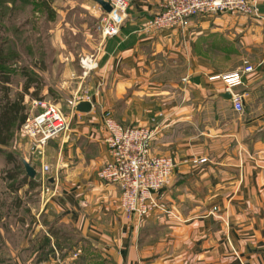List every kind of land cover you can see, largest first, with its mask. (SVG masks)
Masks as SVG:
<instances>
[{"label":"crops","instance_id":"0c3cea01","mask_svg":"<svg viewBox=\"0 0 264 264\" xmlns=\"http://www.w3.org/2000/svg\"><path fill=\"white\" fill-rule=\"evenodd\" d=\"M260 8L257 17L201 16L185 32L156 31L146 26L160 0L132 2L120 34L92 58L88 89L103 86L108 97H91V113L68 117L69 130L43 156L31 147L32 163L22 156L37 171L28 181L50 168L51 192L18 183L19 208L0 211V264H264V3ZM234 54L231 68L216 61ZM245 66L254 72L238 88L239 115L219 97L223 83L211 79ZM151 98L158 111L152 153L173 146L208 163L173 177L163 191L167 212L139 222L124 215L120 190L98 178L109 161L102 113L124 106L130 124L146 127ZM11 155L7 164H16Z\"/></svg>","mask_w":264,"mask_h":264},{"label":"rangeland","instance_id":"374dc122","mask_svg":"<svg viewBox=\"0 0 264 264\" xmlns=\"http://www.w3.org/2000/svg\"><path fill=\"white\" fill-rule=\"evenodd\" d=\"M128 1L130 8L132 2L141 0ZM96 5L92 0H0V74L10 75V98L13 101L23 95L27 76L34 79L35 82L29 94L24 96L23 106L27 117L34 113L32 102L40 98L55 105L68 119L75 113V103L84 100L90 102L91 97L98 95L101 98L108 97L109 92L103 91L101 88L103 86H99L95 92H90L88 89L92 67L97 66L95 59L93 61L92 58L105 43V39L98 30L100 21L99 13L94 10ZM87 59L92 61L89 70L82 65V60ZM216 61L221 62V67L229 64L228 67L231 68L237 62V55L234 54L227 60L219 55ZM69 63H72V66ZM2 97L0 94V99ZM151 99H153L152 102H147L148 105H146L149 117L146 127L143 126V128L152 129L151 127L156 124L154 115L158 112L155 106L157 98ZM111 108L109 106L108 110L105 109L102 118L103 114L109 111L123 126L142 127L135 123L130 124L124 106H118L113 110ZM141 109V105L134 107L135 114L140 113ZM158 116L161 117L162 113ZM13 132L6 154L0 156V211L4 215L11 212V208H19L17 203L19 194L11 189L13 185L18 186L19 180L9 181L6 179L8 174L18 168L21 169L23 158L32 163V155L28 153V150L30 152L29 143L23 136L21 138L18 136L21 135V127L16 126ZM173 132V129L167 130L168 136H173ZM182 135L189 138L188 127L182 130ZM15 138H17V144L21 145L17 151L13 143ZM177 150L170 146L166 154L160 155L174 160L176 165L172 178L178 177L181 172L185 177L196 174L201 166L191 164V159L205 158L189 159L187 154L183 151L181 153L180 150L176 152ZM11 153H15L16 164H7ZM180 159L185 161L181 163ZM187 162L190 165H186ZM28 194L26 196L29 197ZM35 195L33 191L32 197ZM21 197L25 201L28 198L24 197V191ZM10 240L13 239L10 238Z\"/></svg>","mask_w":264,"mask_h":264},{"label":"built area","instance_id":"2783aa9c","mask_svg":"<svg viewBox=\"0 0 264 264\" xmlns=\"http://www.w3.org/2000/svg\"><path fill=\"white\" fill-rule=\"evenodd\" d=\"M108 2L113 9L111 13L103 11L98 4L94 8L99 13L98 30L104 39L120 34L129 8L128 0ZM263 3L264 0H160V12L149 19L146 29L185 32L196 17H257L261 13L260 7ZM91 64L92 61L88 59L82 60L85 69L89 70ZM252 72V66H245L211 79L212 82L223 83L225 92L232 96L233 110L239 115L244 113V96L238 92V88L243 85L244 75ZM32 105L34 113L22 125L21 133L29 143L31 151L43 156L48 143L69 130V121L55 105L45 100H35ZM103 119L109 161L98 172L99 180L120 190L121 209L129 219L141 222L154 213H166L167 205L163 191L171 183L176 164L170 157L152 153L156 129L124 127L109 111L103 114ZM190 163L205 166L208 160L192 158ZM42 171L44 175L40 177L39 182L42 193L48 195L51 190L45 174L50 168L44 165ZM214 210L218 211L217 208Z\"/></svg>","mask_w":264,"mask_h":264},{"label":"trees","instance_id":"16d2710c","mask_svg":"<svg viewBox=\"0 0 264 264\" xmlns=\"http://www.w3.org/2000/svg\"><path fill=\"white\" fill-rule=\"evenodd\" d=\"M10 82L11 80L9 74H0V94L3 96L0 99V156L6 154V149L12 141V137L14 135V128L16 126L22 127L28 118L27 113H25V107L23 106L24 96L29 94V90L35 81L31 77L27 76V84L24 87L23 95L14 101L10 98ZM36 94L38 95V93ZM38 100H42V98ZM10 157H12L11 154H9L8 158L11 159ZM20 168L21 169L18 168L17 170H14V172L9 173L6 179L13 182H17V180H19L22 184L28 182L30 190H35L36 187L39 188L41 185L40 182L36 180L28 181V177L22 173V170L24 169L23 165H21ZM18 186L15 187V185H13L11 189L18 190ZM2 220L3 215L0 214V227L3 226ZM1 241L2 236L0 234V243Z\"/></svg>","mask_w":264,"mask_h":264},{"label":"water","instance_id":"95a60500","mask_svg":"<svg viewBox=\"0 0 264 264\" xmlns=\"http://www.w3.org/2000/svg\"><path fill=\"white\" fill-rule=\"evenodd\" d=\"M92 1L98 4L106 13H111L113 10L110 3L106 0H92ZM219 97H221L226 101H231L232 99V96L229 92H224L220 94ZM92 111H93V104L89 101H80L75 105L76 113L89 114ZM23 166L27 177H29L30 179H36L37 177L36 169L25 160L23 161Z\"/></svg>","mask_w":264,"mask_h":264}]
</instances>
